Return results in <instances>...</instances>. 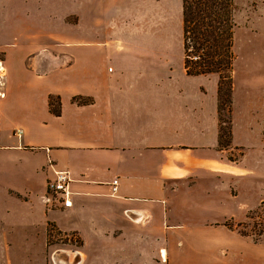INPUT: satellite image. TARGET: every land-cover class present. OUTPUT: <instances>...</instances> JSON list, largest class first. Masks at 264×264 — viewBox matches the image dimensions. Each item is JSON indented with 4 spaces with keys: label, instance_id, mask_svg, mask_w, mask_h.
Here are the masks:
<instances>
[{
    "label": "crops",
    "instance_id": "1",
    "mask_svg": "<svg viewBox=\"0 0 264 264\" xmlns=\"http://www.w3.org/2000/svg\"><path fill=\"white\" fill-rule=\"evenodd\" d=\"M93 1L99 26L106 25L101 39L110 42L68 44L62 66L31 57L37 42L14 60L17 46L3 48L0 188L20 201V222L75 232L80 246L63 254L62 264L111 254L163 264H264V247L233 240L225 225L242 218L228 205L237 186L261 174L228 158L229 150L249 147L234 142L233 130L230 148L219 147L218 78L184 70L181 1L132 0L143 44L109 38L118 33L119 0ZM84 4L90 12L92 0ZM169 36L178 43H154ZM83 37L90 40V30ZM59 170L70 179L67 207L46 188ZM239 205L242 214L249 209ZM58 211L77 222L64 229L52 216ZM85 232L102 246L88 251Z\"/></svg>",
    "mask_w": 264,
    "mask_h": 264
},
{
    "label": "rangeland",
    "instance_id": "2",
    "mask_svg": "<svg viewBox=\"0 0 264 264\" xmlns=\"http://www.w3.org/2000/svg\"><path fill=\"white\" fill-rule=\"evenodd\" d=\"M84 1L0 0V82L4 77L3 48H6L5 46H17L14 48L17 49L16 54L12 51L11 59L14 60L17 58L15 55L20 53L19 49L30 50L37 42L40 51L32 52L31 57L38 55L41 63L48 62L49 66L51 63L54 66H62L67 63L66 57L62 55L66 50L62 48L68 44L110 42L104 33L105 38L103 36L102 39L99 34V31H104L106 25L103 23V27L99 26V20L96 19L98 15L92 11L94 1L92 0L90 12L87 11L88 6L86 7ZM171 1L173 4L176 0ZM180 1L182 5V0ZM227 1L229 0H202L201 6H196V0H189L188 3H191L195 11L199 8L211 7L212 2H217L219 6L221 3L225 5ZM118 2L116 11L118 33L115 37L109 36V38H116L118 44H126L128 41L143 44L144 33L141 31V24L136 25L135 18L130 17L132 8L134 9L135 6L136 10L137 4L132 0ZM160 2L155 0L156 6ZM227 9L230 11L231 24L230 51L234 59L229 101L226 102V96L223 94L220 96L217 93L219 147L230 148L233 130L234 142L236 144L243 142L249 147H242V150L238 148L229 150L228 158L235 161L244 160L245 168L254 169L253 171L261 174V177L251 176L244 183L242 182L243 186H237L239 196L228 205L231 211L234 210L235 219L242 218L238 221L227 220L225 225L233 240L235 238L237 242L249 241L252 248L255 247L254 245L264 247V0H232ZM205 20L211 21L209 18ZM130 26L133 31H129ZM168 26V23L160 24L159 29L166 31ZM84 29L90 30V40H84ZM155 29H157L156 26L153 27V30ZM171 33L174 34L173 31ZM181 37L183 47L182 32ZM154 43L174 45L178 41L169 36L168 38L159 37ZM222 43L224 41L220 40L217 46ZM194 52L192 49L191 55ZM174 53L172 52V55ZM196 59L192 58L191 61H197ZM212 74L219 80L216 73L203 75L211 77ZM225 87L226 84L222 86V89L224 90ZM232 93L235 97L234 105ZM1 99L2 97L0 101ZM79 100L86 101L84 98ZM52 107L53 110L56 109L55 101ZM243 152H245L244 157ZM241 203L249 207L243 212L244 215L241 213L239 205ZM8 209L9 212H7ZM22 209L18 199H10L0 188V264H54L53 258L58 264H62V261H65V253L80 246V238L75 232L62 230L53 223H48L45 231L43 227L35 225L24 227L20 222ZM66 214L58 211L52 215L64 229H68L77 222ZM84 230L87 231V229ZM230 230L232 233L229 232ZM85 235L90 234L85 232ZM89 239L91 241L86 246L88 251L97 250L102 246L99 240L102 238L99 236L90 235ZM110 263L163 264L159 257H155L153 261H145L141 258H116L114 254L106 259L92 260L90 264Z\"/></svg>",
    "mask_w": 264,
    "mask_h": 264
},
{
    "label": "trees",
    "instance_id": "3",
    "mask_svg": "<svg viewBox=\"0 0 264 264\" xmlns=\"http://www.w3.org/2000/svg\"><path fill=\"white\" fill-rule=\"evenodd\" d=\"M189 0H182V33H183V67L187 75H203L209 73L218 74L217 93L226 96L229 101V95L232 84V64L234 56L230 51L231 24L227 7L232 0L218 6L217 2H212L211 7L193 10ZM202 0H196V6H201ZM227 14V15H226ZM209 18L211 21L206 22ZM193 22V23H192ZM192 23V27L190 24ZM224 43L218 45L219 41ZM194 49L193 55L191 50ZM192 58L197 61L192 62ZM226 84L225 89L222 86ZM80 99L74 97V100ZM50 100V110H53ZM81 102V100H78ZM221 136V135H220Z\"/></svg>",
    "mask_w": 264,
    "mask_h": 264
},
{
    "label": "built area",
    "instance_id": "4",
    "mask_svg": "<svg viewBox=\"0 0 264 264\" xmlns=\"http://www.w3.org/2000/svg\"><path fill=\"white\" fill-rule=\"evenodd\" d=\"M3 97V92L0 91V98ZM69 183L70 179L66 171L59 170L55 171L52 179L48 180L46 188L47 192L55 193V195L60 196L62 205L67 207L70 206L71 202L69 200ZM117 180L114 179L111 182V189L115 191Z\"/></svg>",
    "mask_w": 264,
    "mask_h": 264
}]
</instances>
